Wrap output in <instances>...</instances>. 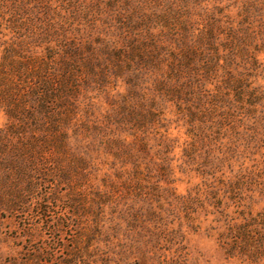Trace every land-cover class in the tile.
I'll list each match as a JSON object with an SVG mask.
<instances>
[{
	"label": "trees",
	"instance_id": "obj_1",
	"mask_svg": "<svg viewBox=\"0 0 264 264\" xmlns=\"http://www.w3.org/2000/svg\"><path fill=\"white\" fill-rule=\"evenodd\" d=\"M41 1L49 13L40 30V0H0L11 34L0 61L1 166L5 156L52 154L80 172L111 156L120 175L149 173L159 166L150 135L169 106L191 140L189 161L213 142L223 149L216 164L263 148L264 92L252 86L249 47H264V0H240L237 20L218 0ZM96 95H110L103 125L90 110ZM158 137L167 150L170 139ZM243 220L233 227L242 239L264 214Z\"/></svg>",
	"mask_w": 264,
	"mask_h": 264
},
{
	"label": "rangeland",
	"instance_id": "obj_2",
	"mask_svg": "<svg viewBox=\"0 0 264 264\" xmlns=\"http://www.w3.org/2000/svg\"><path fill=\"white\" fill-rule=\"evenodd\" d=\"M239 1L218 0L234 20ZM47 13L40 0V30ZM4 20L0 17V61L3 41L11 35ZM254 44L249 48L259 69L252 86L264 92V47ZM124 91L120 85L110 95ZM108 98L93 99L90 110L98 124H106ZM174 111L169 106L165 121L153 129L157 135H150L148 147L159 166L139 176L120 175L111 156L93 162L95 167L83 164L80 172L69 157L44 154L28 162L5 156L0 264H264V225L250 227L256 233L243 239L233 228L243 218L264 214V137L263 148L244 157L216 164L223 149L213 142L189 161L183 150L191 140ZM5 124L0 111V129ZM158 133L171 141L162 152ZM248 171L254 175L247 177Z\"/></svg>",
	"mask_w": 264,
	"mask_h": 264
}]
</instances>
